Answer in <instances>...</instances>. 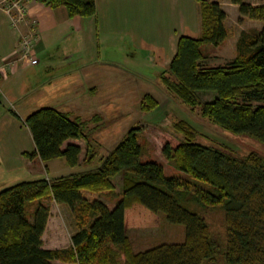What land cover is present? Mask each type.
<instances>
[{
  "label": "trees",
  "instance_id": "obj_1",
  "mask_svg": "<svg viewBox=\"0 0 264 264\" xmlns=\"http://www.w3.org/2000/svg\"><path fill=\"white\" fill-rule=\"evenodd\" d=\"M49 7L64 6L68 16L90 17L95 0H43ZM241 16L261 21V28L241 30L236 55L227 63L202 65L206 45L216 47L227 38L225 12L215 1L198 0L200 33L181 35L176 52L160 73V80L180 101L200 106V113L213 124L233 134H246L264 144V0L258 4L229 0ZM211 100H203L204 96ZM150 95L140 108L156 106ZM93 119V120H92ZM100 115L91 119L97 122ZM35 145L26 157L43 162L63 157L73 167L87 169L50 178L22 180L0 190V264H202L214 258L208 223L199 212L220 206L225 229L226 264H264V154L256 151L229 153V145L204 144L200 132L181 119L171 126L161 152L172 161L178 175H167L161 163L142 160L140 126L130 127L105 154L98 152L86 120L66 111L43 106L24 119ZM88 122V121H87ZM176 135H178L176 137ZM86 154L79 162L81 146ZM223 146V149L220 148ZM228 150V151H227ZM120 176V194L112 208L100 200L89 201L81 190L114 188ZM41 198L68 205L77 218L71 245L57 249L42 247L41 235L49 207ZM39 200L27 216L26 204ZM86 217H91L85 222ZM79 218V219H78ZM166 223L176 227L174 239L135 247L128 232ZM122 256V258H121Z\"/></svg>",
  "mask_w": 264,
  "mask_h": 264
},
{
  "label": "crops",
  "instance_id": "obj_2",
  "mask_svg": "<svg viewBox=\"0 0 264 264\" xmlns=\"http://www.w3.org/2000/svg\"><path fill=\"white\" fill-rule=\"evenodd\" d=\"M100 1L102 2L99 3ZM207 1L218 2L227 13L223 5H227L228 0ZM228 4L235 7L234 15L238 16V6ZM95 10V14L90 17H70L62 5L51 8L43 0H29L25 24L14 28L0 4V103L4 101L11 106L5 105V109L0 112V161L6 171L23 174L21 170L27 169L30 174H40L41 169L47 168L38 156L23 155L24 152L31 153L35 150L31 132L24 122L30 113L24 118L21 117L12 103L16 102L21 110L27 105L24 101L34 95V111L49 106L51 102L55 106L63 102L65 105L62 107L65 108L67 101H58L57 104L53 102L59 100V94L68 92L72 103V97L77 94L73 90L80 86V82L87 83L78 90V94L84 97L80 98V104L87 105L89 98L96 96L105 102L111 97L102 89V78L95 84L88 81L96 73V69L101 67H104L103 77L106 78L109 76L106 74L107 68L113 66L112 63L100 59L102 45L109 43L121 47L124 42L129 54L136 59H142L144 64L149 62L160 73L173 58L178 38L181 35L197 36L200 33L198 0H95ZM86 18L88 20L83 22ZM32 21L33 31L39 35V41L31 48L30 57H22L20 39L22 32L28 29L26 23ZM239 33L235 37V43ZM67 40V45H70L68 48L65 46ZM88 43L93 44L92 49L97 55L89 56L93 55V50L87 52ZM89 47L91 48L90 45ZM32 57L38 59L36 64L30 63ZM78 63V70H73ZM41 64L43 68L39 70L38 65ZM63 68L67 71L64 72ZM48 72L51 74L45 75ZM80 104L77 108L82 110ZM61 108L56 109L63 111ZM93 113L94 109H90L89 114ZM78 140L70 141L76 143ZM80 164L76 166V171L85 169ZM73 167L68 169L69 173L73 171ZM16 174L9 176V180L16 177ZM4 183L12 185L3 181L0 183V190L8 187H2ZM45 231L46 228L43 233ZM69 241L71 244V236Z\"/></svg>",
  "mask_w": 264,
  "mask_h": 264
},
{
  "label": "rangeland",
  "instance_id": "obj_3",
  "mask_svg": "<svg viewBox=\"0 0 264 264\" xmlns=\"http://www.w3.org/2000/svg\"><path fill=\"white\" fill-rule=\"evenodd\" d=\"M247 3L258 4L262 0H244ZM100 1L99 3H101ZM98 3V4H99ZM228 3H231L228 0ZM223 5L227 9V15L224 19V26L227 30V40L222 42L220 45L213 47L206 45L204 48V54L208 57L202 62L204 66H215L222 65L227 63L229 60L234 58L236 55L235 50V37L241 30H249L251 28H261L262 23L256 19L245 20L241 17L240 13L238 16H235V7L230 4ZM234 4V3H233ZM239 12V10H238ZM249 19V18H247ZM88 20V18L84 19ZM25 24V23H22ZM28 24V25H27ZM34 21L26 23L27 30L22 32V35H28L32 37L30 42L32 46L39 41V35L33 31ZM21 25V24H20ZM19 25V26H20ZM18 26V27H19ZM22 26V25H21ZM36 35L34 36L32 33ZM30 33V34H29ZM37 37V39H35ZM93 41V40H92ZM66 48L70 45L69 41L65 42ZM86 42H83V44ZM91 46V48L89 47ZM121 47L113 46L111 44L102 45L100 48V59L112 63V67L107 68L106 74H109L106 78L103 77L105 71L104 67L97 68L96 73L91 75L89 82L94 84L96 81H99L102 78L103 88L110 95L111 98L105 100L99 98H89V104L82 105L80 104V98H84L83 95L78 94V90L81 87L87 85L86 82H80V86L77 89L73 90V93L76 91V95L73 96V102L70 103V95L68 92H63L59 94V100L54 101H67L65 104H48L49 106L54 105L56 108H61L63 111H69L71 117L78 116L82 120H86V127L84 131L87 134H90L91 143L93 148H97L98 152L95 155L94 161L90 164L93 166L94 163L99 162V157L105 155L114 145L117 143L125 134V132L132 126H140L141 130L139 132V143L142 145L143 154L142 160H155L164 168V172L167 175H178L180 177L188 178L185 174L181 173L176 169L172 161H168L161 152V148L165 142V136L173 135L170 130L174 122L178 120H185L192 126H195L200 132V135L197 137L204 144H213L219 145L220 142H226L229 145V153L232 155L236 153H246L250 151H256L258 153L264 154V144L256 141L252 137L246 134H233L229 131L223 130L219 126L213 124L209 119L203 117L200 113V106L190 107L184 105L180 99L172 92L167 90L165 85L162 84L160 80V73L154 68L149 62L144 64V61L140 58H135L129 54L127 50V45L124 42L121 44ZM87 52L92 51L93 44L86 45ZM131 50H133L131 48ZM89 52V54H90ZM93 55H97L93 50ZM86 55V54H85ZM142 60V62H140ZM43 64V63H42ZM42 64L38 65L39 70H42ZM98 63H95L97 65ZM79 63L73 67V70H78ZM92 69V67H90ZM64 72L67 69H62ZM86 71L88 69H85ZM118 70V71H117ZM51 73H45V75H50ZM159 74L158 76H156ZM84 81V78L82 77ZM77 82V81H75ZM100 82V81H99ZM42 84V83H41ZM76 87V86H75ZM74 87V88H75ZM89 88V86L87 87ZM87 90V89H86ZM66 93V95H65ZM150 95L156 99V106L150 109L149 112L143 111L140 108V103L142 97L145 95ZM34 95L27 98L24 103L27 105L23 109L18 107L15 103L13 108L18 111L21 117H25L28 113L34 111L35 105ZM212 96H204L203 100H211ZM95 101V103H93ZM32 103V104H28ZM80 104V109L79 107ZM7 107H11L8 104H5L3 101L0 103V112ZM22 105V104H21ZM12 109V108H11ZM67 109V110H66ZM90 109H94L93 114H89ZM96 110V111H95ZM100 115L101 119H97V122L89 120L94 115ZM88 121V122H87ZM114 133L116 134L114 136ZM174 136V135H173ZM178 135H176L177 137ZM173 138V137H172ZM220 141V142H219ZM81 146V152L79 155V162L84 159V156L87 152L86 142L83 139H79L77 142ZM220 148L223 149V146ZM46 165V169H41L40 174H30L27 169L21 170L23 174H16L15 172L11 173L6 171L3 167V163L0 161V183L3 181H8V183L13 184L22 180L36 179L38 177L50 178L53 176H59L61 174H67L68 169L71 166H68L65 163L63 157L54 158L43 162ZM81 167L87 166L83 163L80 164ZM77 166V165H76ZM76 166L73 167V171L78 170ZM42 168V167H41ZM19 172V173H22ZM16 174V177H14ZM14 175L10 180L9 176ZM120 176L113 178L114 188L111 190L104 191H90L83 190L81 191L83 196H85L89 201L100 200L109 208H112L115 205V202L120 194ZM9 184H2V187ZM39 200H34L31 203H27V216H30V213L36 207ZM41 202L49 207V216L46 221V231L41 235L42 247L43 248H54L66 247L67 244H70V236L77 229V218L72 212L71 208L64 204L55 202L53 199L41 198ZM208 223L210 230V240L214 244V258L212 260H203L202 264H226L224 262V248H225V229L223 221V212L220 206L207 207L201 212ZM79 219V218H78ZM91 217H86L85 222L90 220ZM178 230L176 227H172L166 223H162L156 227L150 228H141V229H130L128 234L134 241L135 247H144L149 241H163L170 240L177 237ZM71 245V244H70ZM122 258V256H121ZM53 264H76L70 262H60L53 261Z\"/></svg>",
  "mask_w": 264,
  "mask_h": 264
},
{
  "label": "built area",
  "instance_id": "obj_4",
  "mask_svg": "<svg viewBox=\"0 0 264 264\" xmlns=\"http://www.w3.org/2000/svg\"><path fill=\"white\" fill-rule=\"evenodd\" d=\"M29 0H0V4L5 13L9 16L10 24L12 27L17 28L20 24L25 21V13L27 8V3ZM34 36L36 35L34 32H30ZM29 33V34H30ZM20 39V54L22 57H30V47L33 42H30L32 37L28 35H22ZM37 39V37H35ZM38 59L36 57L30 58L31 64H36Z\"/></svg>",
  "mask_w": 264,
  "mask_h": 264
}]
</instances>
